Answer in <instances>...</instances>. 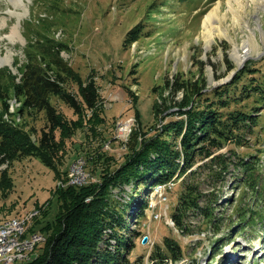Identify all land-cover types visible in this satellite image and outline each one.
<instances>
[{"label": "rangeland", "instance_id": "obj_1", "mask_svg": "<svg viewBox=\"0 0 264 264\" xmlns=\"http://www.w3.org/2000/svg\"><path fill=\"white\" fill-rule=\"evenodd\" d=\"M244 1L248 7L246 5V10L241 12V22L235 23L233 13L228 11V0H0V67L9 66L18 73L15 61L19 60V64L25 61L27 39L23 33L28 20L34 23V19L42 14L47 21L55 23L54 35L69 45L62 56L85 77L95 69L107 118V123L100 126L106 139L91 138V135L87 137L90 131L88 125L69 137L60 167L69 172L73 160L86 156L88 147L92 150L101 147L106 156H114L121 161L129 150L127 147L133 133L126 141L118 140L115 136L116 123L131 117L136 122L135 130L138 126L135 102L130 93L137 96L140 126L152 133V126L159 127L163 117L168 114L170 109L166 106L174 107L183 98L191 96L190 91L185 93L182 89L174 92L177 83L196 81L206 86L203 91H208L220 83L235 80L236 75L247 66L256 67L257 75H264V9L256 10L251 0ZM217 7L229 36L217 34L211 46H208L202 31L203 21ZM246 22L255 31V38L243 49L244 42L252 32ZM138 24L142 31L140 37L132 44L126 43L128 33ZM236 47L242 54L250 49L240 63L233 57ZM248 77L244 76L243 79ZM68 87L78 93L75 82L69 81ZM51 99L66 117H78L58 95L54 94ZM156 102L161 105L160 115L153 111V103ZM10 105L4 117L11 123L19 122L26 125V129L34 126L38 131L48 123L44 110L22 114L19 112L21 100L16 97L11 98ZM258 109L262 114L259 115L258 127L249 134V144L240 146L231 143L222 151L231 152L229 150L232 148L241 157L249 156L250 160L258 162L259 173L263 176L262 189L264 104L261 103ZM39 135V132L32 134L37 140ZM89 165L87 160V168L93 175L89 182H98L100 171L93 174V167ZM4 168H8L12 175L13 188L6 196L0 191V221L37 208L39 214L32 216L25 234L28 238L39 232L45 236L40 229L33 230L32 224L38 216L43 220L55 219L59 204L53 193L62 186L58 184L62 178L56 180L55 171L33 155L22 156L11 165L5 162L1 166L2 170ZM207 169L199 175L201 189L205 193H215L221 201L218 216L222 215L223 222L220 229L216 230L201 216L194 215L187 218L191 234L178 230L169 219L180 196L181 178L170 182L171 186L166 192L168 197L163 202L161 194L153 187L149 203L155 205L156 209H149L138 223L128 218L130 229L137 232L134 246L129 252L131 259L142 257L146 264H154L150 254L157 244L163 245L167 235H172L185 251L181 260H170L169 264H264V199L258 201L261 196L256 199L255 190L241 183L239 176L242 171L236 165H232L219 181L214 179L216 176L209 175ZM125 189V192H120L118 187L113 190L122 202L129 198L131 185H125ZM49 199L53 201L44 218L39 206ZM249 206L256 209L260 219L245 223L242 230L238 223L241 220L238 212ZM158 212L163 217L157 216ZM145 236L148 239L143 241ZM44 242L35 244L30 257L40 252V245Z\"/></svg>", "mask_w": 264, "mask_h": 264}, {"label": "trees", "instance_id": "obj_2", "mask_svg": "<svg viewBox=\"0 0 264 264\" xmlns=\"http://www.w3.org/2000/svg\"><path fill=\"white\" fill-rule=\"evenodd\" d=\"M54 26L55 23L47 21L42 14L34 23L28 20L23 33L27 39L25 61L20 64L19 60L15 61L18 73L9 66L0 67V191L3 196L13 188L9 169H1L3 163L11 165L22 156L33 155L55 171L56 180L65 179L68 171L61 169L60 163L69 137L88 125L87 137L105 138L100 127L107 123L105 102L96 71L85 77L62 56L69 45L54 35ZM139 27L140 24L130 30L126 43L132 44L140 37ZM255 68L247 66L235 80L220 83L208 91H203L206 86L196 81L177 83L174 92L182 89L185 93L190 91L191 96L186 95L174 107L166 106L170 109L168 114L159 127L152 126V133L140 126L137 96L130 93L138 126L131 136L126 156L119 161L114 156H106L101 147L87 148L86 156L93 174L100 171L98 182L82 186L71 184L54 190L59 204L55 219L43 220L38 216L32 224L33 230L40 229L45 234L46 241L40 245L37 255L20 264H146L142 257L133 260L129 256L137 232L130 229L128 218L138 223L149 210L152 188L180 178V196L171 212L175 227L191 234L187 218L198 215L219 230L223 222L222 215L218 216L221 201L215 193L201 189L199 175L205 168L219 181L236 165L242 171L241 183L255 190L256 199L261 196L258 201L264 199L258 162L250 160L249 156L241 157L232 148L231 152L222 151L231 143L249 144V134L259 125L262 113L258 108L264 104V75H257ZM247 75L248 79L244 80ZM69 81L76 83L78 93L69 89ZM54 94L69 104L78 117H66L52 103ZM14 97L21 100L19 112L22 114L45 111L48 123L42 130L34 126L26 129V125L11 123L4 117ZM160 106L158 102L153 103L154 113L161 114ZM33 132H39L38 140L32 136ZM125 185H131V191L129 198L122 202L113 190L118 187L120 192H125ZM52 201L49 199L39 206L44 218ZM238 216L242 230L245 223L260 219L251 206L243 207ZM184 251L175 236L167 235L163 245L157 244L150 257L154 264H169V260H181Z\"/></svg>", "mask_w": 264, "mask_h": 264}, {"label": "built area", "instance_id": "obj_3", "mask_svg": "<svg viewBox=\"0 0 264 264\" xmlns=\"http://www.w3.org/2000/svg\"><path fill=\"white\" fill-rule=\"evenodd\" d=\"M135 125V119L131 117L117 121L115 136L120 141H126L128 136L134 132ZM87 159V156H80L73 160L66 178L60 179L58 184L62 186H71V184L82 186L91 181L93 175L87 168ZM165 188V185L161 184H158L155 188L164 200L167 197L164 194ZM38 214V209L34 208L24 215L12 216L0 221V264H17L20 261L29 259L35 244L46 241L45 236L41 232L33 233L29 238L25 234L26 230L29 229L28 222H30L32 216ZM158 215L159 213H157Z\"/></svg>", "mask_w": 264, "mask_h": 264}, {"label": "bare ground", "instance_id": "obj_4", "mask_svg": "<svg viewBox=\"0 0 264 264\" xmlns=\"http://www.w3.org/2000/svg\"><path fill=\"white\" fill-rule=\"evenodd\" d=\"M251 1L255 4L254 7L256 10L259 8L264 9V0H251ZM227 3H229L228 11L232 12L234 15L233 21H235V23L241 22V20L243 18V16H241L242 15L241 12L246 10V5H247L245 3V1L244 0H228ZM247 7H248V5H247ZM218 13L219 12H218V7H217L216 9H214L213 11L208 13L206 15V17L204 18V21H203V30L202 31H203V34H204V37L206 39V43L208 44V46H211V43L215 40V37L217 34H223L225 36H229L228 32H227L228 30H226V28H224V26L222 24V17H219ZM226 16L227 15H225V17ZM225 17H223V19ZM228 17H229V15H228ZM246 26L252 32H251V35L249 36L248 40L246 42H244L243 49H245L249 44H251L255 38V31L250 27L249 22H246ZM216 31H217V33H216ZM254 44L258 45L256 42ZM253 47H254V45H253ZM239 50H238V47H236V49H234L233 57H235L237 59V62L240 63V62H242V60L245 59L246 54L249 53L250 49L246 50V52H244V54H242Z\"/></svg>", "mask_w": 264, "mask_h": 264}, {"label": "water", "instance_id": "obj_5", "mask_svg": "<svg viewBox=\"0 0 264 264\" xmlns=\"http://www.w3.org/2000/svg\"><path fill=\"white\" fill-rule=\"evenodd\" d=\"M148 239V236H146L145 238H143V241H146Z\"/></svg>", "mask_w": 264, "mask_h": 264}]
</instances>
